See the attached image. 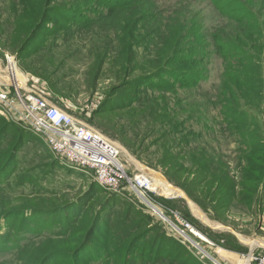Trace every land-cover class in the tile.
Wrapping results in <instances>:
<instances>
[{"label":"rangeland","instance_id":"374dc122","mask_svg":"<svg viewBox=\"0 0 264 264\" xmlns=\"http://www.w3.org/2000/svg\"><path fill=\"white\" fill-rule=\"evenodd\" d=\"M95 1L51 0L46 10L45 0H0V73L11 60L24 86L9 73L0 84L11 86L14 101L16 93L39 95L84 121L121 147L129 171L148 174L128 155L184 193L189 202L151 189L167 213L218 246L221 264H240L259 246L244 238L264 240V0H227L223 9L217 0H156L145 11L124 12V30L98 21ZM170 31L178 32L174 42ZM218 43L223 52L215 51ZM171 45L201 49L181 69L204 79L181 86L164 76L162 89L153 76L139 83L165 61L168 49L154 62L157 47ZM18 141L10 172L0 175V241L18 235L21 245L0 248V264H38L51 253L46 264H120L124 239L149 227L169 232L133 193L100 189L65 166L40 134L0 114V168ZM205 176L218 182H198L189 195L188 181ZM22 211L31 216L12 220ZM112 247L116 254L107 258Z\"/></svg>","mask_w":264,"mask_h":264},{"label":"built area","instance_id":"2783aa9c","mask_svg":"<svg viewBox=\"0 0 264 264\" xmlns=\"http://www.w3.org/2000/svg\"><path fill=\"white\" fill-rule=\"evenodd\" d=\"M10 87L0 84V114L12 116L40 134L65 166L89 176L100 189L133 193L145 211L161 219L169 233L205 264L222 263L217 258L218 246L212 240L177 213H167L157 202L158 194L151 190L146 174L129 171L121 160L119 145L39 95L16 93L18 101L12 100ZM247 256L249 264H264V245L250 249Z\"/></svg>","mask_w":264,"mask_h":264},{"label":"trees","instance_id":"16d2710c","mask_svg":"<svg viewBox=\"0 0 264 264\" xmlns=\"http://www.w3.org/2000/svg\"><path fill=\"white\" fill-rule=\"evenodd\" d=\"M45 1L46 2L41 3V5L45 6L46 10H50V7H47V6L50 4L51 0H45ZM154 1L156 0H96L95 2L99 3L102 9L104 8L105 10L103 11L102 9L101 10L99 9V14H98L99 16L97 19L98 21L102 22V24L106 27H110V28L113 27L119 30L121 29L124 30L125 26H123L122 24L124 12L135 11V10L138 12L145 11L144 5L152 4ZM217 1H221L218 3V6H220V8L222 9H223V6L225 5H220V3L227 2V0H217ZM229 6H232L233 10L235 9V6H233V4H230ZM226 8L227 6L225 7V10ZM51 19L53 18L49 17L48 20L46 21L44 20V23L49 22ZM34 32H38V31L35 29ZM170 32H166V38L174 42L178 37V32H174V31H170ZM194 36L196 35L191 34L192 38ZM25 42H23V46L25 45ZM160 42L162 41L160 40ZM222 48H221V44L218 43V47L216 45L215 51L219 52L220 50H222ZM166 49H168V53L164 57L165 61L158 65L155 64V67L157 66L154 69L155 71L151 73V75H144L140 77L139 83L149 84L151 78L148 76H153L152 78L156 77V80L153 86L158 87L159 89L160 88L162 89V88L168 87V83H165L164 81H160V78H163L164 76H171V78H174L176 83H178L181 86H190L192 82L194 84L204 79L203 75H201L199 71L192 72L190 70L181 69V68H185L186 64L197 61L191 56H193L192 53L201 52V49L199 48L190 49L189 47L175 48V46H172V45L169 48L168 47H157L156 52L157 54H159V56L158 57L155 56L156 57V59L154 60L155 63L159 61V57H161L162 50L164 51ZM225 50H233V48L227 47L225 48ZM220 52H223V51H220ZM162 60L163 59L161 58V61ZM179 66H184V67H179ZM16 73H17V70H16ZM229 124L232 125L233 121H230ZM18 148H19V141L16 143V145H14L9 155L4 159L3 165L0 168V175L4 174L3 172L5 173L7 171L8 173L10 172L8 167H7V170L5 169V167L8 166L10 160L14 158L15 152L18 150ZM199 179L192 178L190 181H188L187 186L185 187L186 192L188 194L192 192L194 186L198 182H202V181L208 182L211 185H214L218 182L217 180L211 179L208 176L203 177L201 181ZM96 186L98 185L96 184ZM227 194H232V193H225L224 195H227ZM206 195L207 197H209L210 200L215 198L213 186L207 190ZM30 213L27 214L24 211H22L20 215H13L11 218L13 220L17 216L15 218V220H17L19 216H24V214L26 217L31 216ZM3 226L4 224H0V229ZM93 226H94V223L93 225L91 224L89 226L86 234L84 235V237H82L83 238L82 241L79 243L77 248L74 250L73 254H76L77 257L79 256L77 255L78 254L77 252L81 248H83L87 240L90 239L92 232H93L92 231ZM102 229L103 228H101V231L103 232ZM153 230L154 229L149 227L145 229L143 232L139 233V235H137L136 237H133L132 239L126 238V237H125L126 239L123 238L124 242L121 241V238H119V240L115 239L117 241H121L125 247L123 251H121V253L118 255V258L119 257L122 258V262L120 264H188V262L189 264H203L187 247H185L182 243H180L169 232H168L169 234L168 233L161 234ZM7 241L8 240L0 241V245H1L0 248H2L3 251H6L7 249L8 250L18 249L19 245H21L18 240V235L16 236L15 240L9 243H7ZM114 249L115 248L112 247L110 248L111 252L109 251L108 254L106 253L107 258H111V256H114L116 254V250L113 251ZM51 254H48L47 256H45L44 259L42 258V260H40L38 264H46ZM95 256L100 257V254H95ZM37 259L38 258H35L34 261L31 260L30 262L25 261L24 264H35ZM108 260L106 262H108Z\"/></svg>","mask_w":264,"mask_h":264},{"label":"bare ground","instance_id":"6f19581e","mask_svg":"<svg viewBox=\"0 0 264 264\" xmlns=\"http://www.w3.org/2000/svg\"><path fill=\"white\" fill-rule=\"evenodd\" d=\"M9 61H10L9 65L1 72L2 74L0 73V82H8L10 80V78L7 74L9 73V74H11L13 79L15 80V83L18 86L23 87L24 83L20 79H18V77L16 76V68H15L13 62L11 60H9ZM128 159L131 160L132 162H134L137 165V167L144 169V166H142L139 162L134 160L130 155H128ZM144 171H145V169H144ZM146 175L151 178L150 187L154 188L159 193H162L166 196H172V195H179L180 194V192H177L175 189H173L171 186H169L165 180L159 178V176L157 174H154V175L146 174ZM161 181L166 183V185H163L164 183H162ZM244 239L247 241V243L251 247H255L257 245H264V240L249 239V238H244ZM248 260H249V256L245 257L243 260L240 259V262L238 261V263L249 264Z\"/></svg>","mask_w":264,"mask_h":264},{"label":"water","instance_id":"95a60500","mask_svg":"<svg viewBox=\"0 0 264 264\" xmlns=\"http://www.w3.org/2000/svg\"><path fill=\"white\" fill-rule=\"evenodd\" d=\"M16 85H17V84H16ZM17 87H20V86L17 85ZM144 169H145L146 172H147L148 174H150V175H152V174L154 173L153 170H150V169H148V168L145 167V166H144ZM180 193H181V194H179V195L183 196V197L189 202V199L186 197V195H185L184 193H182V192H180Z\"/></svg>","mask_w":264,"mask_h":264}]
</instances>
